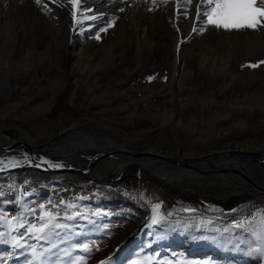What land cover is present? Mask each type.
<instances>
[{
  "label": "rangeland",
  "instance_id": "374dc122",
  "mask_svg": "<svg viewBox=\"0 0 264 264\" xmlns=\"http://www.w3.org/2000/svg\"><path fill=\"white\" fill-rule=\"evenodd\" d=\"M31 1L0 0V55L15 58L0 73L16 81L14 87L31 85L24 95L34 102L30 107L19 103L9 116L0 103V131L12 135L25 126L50 136L80 121L112 137V128L122 130L131 138L124 141L126 147L146 155H153L147 152L152 148L172 160L187 153L200 157L232 144L264 167V28L207 25L206 17L197 18L198 5L201 12L207 10L202 0H79L76 16L81 17L75 22L70 0L47 8ZM7 29L13 31L10 39ZM27 50L44 53L25 69L35 79V70L49 71L39 79L43 88L30 77L5 73L17 69ZM57 72L66 87L55 83ZM88 76L98 78L95 95L106 91L113 102L93 101L82 91L69 101V87ZM22 95L6 101L16 104ZM48 101L54 105L51 112L35 113ZM24 110L31 115L22 119ZM113 178L33 167L0 171V264H107L114 253L115 264H264V254L255 251L264 245L234 227L264 211V196L257 192L231 199L186 194L135 163ZM157 203L164 219L153 225ZM41 204L70 229L46 230L44 239L29 234L28 224L40 223ZM13 217L20 219L10 226ZM75 241L88 244L90 251L75 248Z\"/></svg>",
  "mask_w": 264,
  "mask_h": 264
},
{
  "label": "bare ground",
  "instance_id": "6f19581e",
  "mask_svg": "<svg viewBox=\"0 0 264 264\" xmlns=\"http://www.w3.org/2000/svg\"><path fill=\"white\" fill-rule=\"evenodd\" d=\"M258 1L260 2V0ZM31 2L35 3V0H32ZM45 3L49 6H54L56 3L61 5L63 4L62 0H42L41 4ZM37 8L35 7L36 11H39ZM70 13L72 14L71 11ZM76 17L78 19L81 16L78 14ZM6 34L7 36L13 35V31L7 29ZM8 37L10 39V36ZM66 39L67 42L71 41L70 33L69 35H66ZM260 39H262V37ZM13 40L14 38L12 37V41ZM26 52V54L15 63L17 69L14 70L6 68V75L13 77L16 76L17 79L22 76L24 80H27L30 77L31 72H29V70H25L28 66L27 63L31 65L32 62H35L37 57H43L44 53L37 54L36 52H28V50ZM0 56L4 60L0 62L2 65L0 67L1 71L2 68H5L7 65L10 66L13 63L10 61H15V58L9 60L10 58L8 59V55L5 53ZM54 59L55 64L60 62L59 56H56ZM22 71L26 73L27 76L21 75ZM35 72L38 74L35 75L36 79L34 76H31L30 81H34L33 83L37 86L42 85L39 87L43 88L44 86L41 84L39 79L41 76L49 74V71H43V69H40L35 70ZM61 72L63 74V71ZM58 74L59 73L57 72V81L55 83L59 82L60 86L66 87L65 79L63 77L58 78ZM3 76L4 74L0 73V98H2L0 99V103H4L6 105L8 110L6 115L9 116L11 113L17 110L18 106L23 102L26 105L29 104V107L33 106L34 102L31 103V98L33 97H25L24 95V93L32 91L30 89L31 85L25 84L28 86H21L17 88L16 86L14 87L12 85L13 83H16V81H13L12 83ZM97 82L98 78L94 77L93 79H89V76L85 80L79 82L80 84L78 81H75V83H73L68 89L69 92L71 90L69 93V101L73 102V97L78 96L82 91L85 93V96L90 95V98L92 97L93 101H96L97 98L102 99V103H104V100H107L106 102L110 103V101H112L110 100L112 95H109L108 92L100 91L99 95H95L94 88H99V84H97ZM50 84L54 86V84L51 82ZM66 84L68 85V83ZM14 89L18 90L19 92H13ZM53 91L55 92L56 90ZM16 93H19L20 95L23 94L21 97H18L20 99L18 103H9V99L12 98ZM115 93H113V95H115ZM248 100L250 102V99ZM235 101L236 104L240 103V100ZM248 106L250 107L249 104L247 107ZM53 109L54 105L51 103V101H48L45 104L43 103L37 105L35 107V113L45 114L47 112H51ZM109 110H112L111 107ZM106 111L108 112V110ZM20 115L23 119L27 116H30L31 114L24 110V113H21ZM18 128L19 131L14 132L12 135H8L4 133V131H0V161H3L4 165H0V168L7 166L10 160L16 161L17 165L27 162L29 156L31 155L23 147L25 145H29L33 153H37L36 155H38V158L44 157L45 160L51 159L52 165H60V167L53 166V169H50L51 167L43 169V171L47 172H60V170L74 172L72 169L80 168L86 171V174L83 175L88 178L92 177L91 179L96 178L102 181H108L115 179L113 177L122 175L125 167H127L129 164L131 165L132 163H135L141 166L142 169L146 170L151 176L168 181L174 185V188H176L178 191L186 194L194 192L196 194L209 196L212 198L221 197V199H231L239 196L242 198L245 195H249L254 192L256 193L258 189L259 191L261 190L258 174L264 175V167L258 168L254 158L246 156V154L244 155L245 152L242 153L239 151H234L236 150L237 146L232 144L228 145L227 148L220 150L219 152L209 151V153H204L203 156L201 154L200 157H190L191 155H195V153H187L183 154V156L179 159L172 160L166 156V153L163 150H154L149 148L147 152L153 153V155H146L143 152H138L136 150L127 148L124 141L131 138L125 135L124 132L118 128L111 129L113 131V137L108 134V131H102L100 128L92 125L86 126L80 121H74L67 128H62L58 131L56 130L50 136H43L37 132L35 133L34 131L33 133L25 126ZM133 139L134 138H132V140ZM8 142L13 143L10 145ZM16 145L22 146V148L17 149L12 147ZM54 168L58 170L53 171Z\"/></svg>",
  "mask_w": 264,
  "mask_h": 264
},
{
  "label": "snow or ice",
  "instance_id": "6c2138e0",
  "mask_svg": "<svg viewBox=\"0 0 264 264\" xmlns=\"http://www.w3.org/2000/svg\"><path fill=\"white\" fill-rule=\"evenodd\" d=\"M73 6V19H76V9L79 7V0H70ZM35 3L40 5L42 0H35ZM191 3V0H189ZM202 4L207 5V10L201 12V6H197V18L206 17L207 25L213 26L217 29L224 30H240V29H250L257 30L259 28H264V0H202ZM45 8L48 5L45 3L43 5ZM88 19H95V17H88ZM112 25L109 24L108 27ZM196 30L195 28L193 29ZM101 31H106V29H101ZM203 31V29H201ZM96 39H100L99 34H97ZM261 63H264L262 61ZM250 67H256V65H250ZM152 77H149L151 80ZM3 164V161H0ZM8 167L17 166V162L10 160L7 164ZM55 167H60V165H50ZM26 196L27 193L25 192ZM63 203V202H62ZM54 207H57L54 205ZM68 208L74 207L72 204L67 205ZM40 216L38 217L39 225L31 223L28 224L27 232L29 234H38V239H44L45 231L51 229H70V225L57 222V215L53 214L50 210H45V205H39ZM171 215V213H169ZM19 217H13L12 220L8 221L11 226L13 221H18ZM69 220H74L75 216L67 217ZM164 219L160 215V204H155L152 207V224L158 225L161 220ZM27 221L21 222L18 225L19 228H24ZM259 225V227H256ZM235 228L244 230L251 239L261 245H264V211L260 212L259 215H252L250 218H245L244 220L238 221ZM3 235V234H0ZM19 239H23V234L20 235ZM13 244L19 246V240L13 239ZM53 247H57L53 245ZM74 247L87 253L90 251L88 244L75 241ZM255 251L264 254V247H259ZM66 255H71V253H65ZM42 255V254H41ZM33 256L38 257L36 250L33 249ZM77 259H84V257H77ZM100 264H106L105 261H101ZM107 264H115V253L107 258Z\"/></svg>",
  "mask_w": 264,
  "mask_h": 264
},
{
  "label": "water",
  "instance_id": "95a60500",
  "mask_svg": "<svg viewBox=\"0 0 264 264\" xmlns=\"http://www.w3.org/2000/svg\"><path fill=\"white\" fill-rule=\"evenodd\" d=\"M10 145L13 143V142H8ZM12 147H14V148H19V149H21L22 148V146H19V145H16V146H12ZM31 156H29V159H28V161L27 162H24V164H19V165H17V166H15V167H8V166H5V167H1L0 168V171H3V170H5V169H14V168H16V167H21V168H28V167H33V168H36V169H39V170H41V169H47V167H50V165H52L51 163V159L50 160H45L44 159V157H42V158H38L37 156L38 155H36L37 153L36 152H34L33 153V151H32V149H31V147L29 146V145H25L24 147H23ZM40 155V154H39ZM41 156V155H40ZM40 162H45V163H40ZM0 165H3V164H0ZM44 165V166H43ZM4 166V165H3ZM63 167V166H62ZM50 169H53V166H51V168ZM55 170H58V169H56V168H54V170L53 171H55ZM74 172H78V173H80V174H86V171L85 170H83V169H80V168H74V169H72ZM61 171V170H60ZM63 171V170H62ZM152 177H154L155 178V176H152ZM92 177H90V179H91ZM258 178H259V185H260V187H261V190L259 191V189H258V191H257V195H262V196H264V175H259L258 174ZM177 191V190H176Z\"/></svg>",
  "mask_w": 264,
  "mask_h": 264
}]
</instances>
